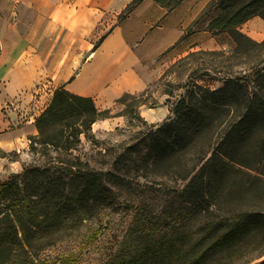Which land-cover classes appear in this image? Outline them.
<instances>
[{"label": "trees", "instance_id": "trees-1", "mask_svg": "<svg viewBox=\"0 0 264 264\" xmlns=\"http://www.w3.org/2000/svg\"><path fill=\"white\" fill-rule=\"evenodd\" d=\"M141 1L130 0L118 18ZM154 1L170 10L181 0ZM213 6L219 13L208 30L226 31L235 43L230 53L208 51L220 57L221 84H199L192 71L170 114L146 134L147 149L136 168L146 181L165 175L183 182L179 192L190 210L166 217L168 222L156 213L143 216L139 206L132 205L130 238L122 242L111 264H248L264 254L246 259L248 244L259 237L264 240V208L242 207L249 188L233 179L240 146L256 130L259 136L251 148L259 149L264 159V39L255 41L238 28L253 16L264 19V0H210L207 7ZM251 50L259 59L249 65L252 59L242 56ZM201 52L190 51L184 57ZM237 66L252 69L240 75ZM166 93L171 95V89ZM132 114L142 119L136 109ZM108 117L110 109H98L91 97L62 86L54 89L35 119L37 134L29 136L30 151L44 161L0 180V264H33L38 244L60 222L82 223L94 219L99 207L115 209L117 190L135 195L153 191L145 181L124 177L134 165L131 154L140 150L128 147L107 170L96 169L76 153L82 137L94 138L92 124ZM6 154L0 148V156ZM202 208L204 215L191 230L188 216Z\"/></svg>", "mask_w": 264, "mask_h": 264}, {"label": "rangeland", "instance_id": "rangeland-1", "mask_svg": "<svg viewBox=\"0 0 264 264\" xmlns=\"http://www.w3.org/2000/svg\"><path fill=\"white\" fill-rule=\"evenodd\" d=\"M218 13L217 6L208 8L206 4L191 26L194 29V41L202 45L192 51L204 52L188 57L183 56L184 58L181 57L175 61H166L163 64L160 77L156 81L144 91L124 93L110 108V117L104 118V124H98L104 119H99L94 125L92 124L94 138L82 137V141L78 145L76 153L81 160L102 170L113 169L116 157L120 153H125L128 147H132L135 151L140 150L131 154L135 160L134 165L129 162L130 160H127L128 163H132L133 168L124 177L130 181H145L148 186L153 188V191L147 194L138 192L135 195L120 189L117 190L115 209L99 207V214L94 219L82 223H75L72 220L68 224L60 222L56 231L48 236L43 243L38 244L40 247L36 250L37 256H35L33 264H111V260L120 250L122 242L130 238L128 231L133 227L135 219L132 205H138L143 216L156 213L160 217L161 215L165 216L164 221L168 222L170 221L166 217L170 218L180 210L185 212L190 210L187 208L188 203L184 201V196L179 192L183 182L165 175L147 178L146 181L139 177L141 168L138 170L136 168L138 164H141V157L147 149L146 134L170 114L171 105L183 93V85L192 71H195L194 80L199 84L210 88L218 87L221 84L222 71L217 65L220 57L210 54L208 51L221 50L230 53L234 49L235 43L226 31L217 32L213 34V37L205 30L204 34L201 32V27L203 24L205 26L209 16ZM32 18L31 12L24 7L15 11L14 7L10 5V0H0V36L3 34L1 29L3 25L12 26L21 35H25L29 30ZM238 28L244 35L255 41L264 39V19L258 15L247 19ZM100 35H102L101 32ZM246 50L247 47H243V51ZM235 54L238 56L240 53ZM242 57L243 59H252L253 62H250L249 65L254 63L255 59H259L256 58L255 52L252 50L243 54ZM261 57H264V53ZM27 58L28 63L33 67L32 75L22 87L18 88L17 93L12 97L14 99L30 97L35 93L39 95L36 92L37 87L42 86L43 82L46 83V80L52 79L46 73L47 55L29 54ZM251 69L249 66L235 68L236 73L240 75H244ZM53 86L51 83L45 87V93H51L50 90L54 91L59 87V85ZM6 88L7 81L0 75V100L11 97ZM167 89H171V95L166 93ZM7 103L9 104L10 101L8 100ZM132 108L138 111L142 119H138L132 114ZM258 136V130L251 133L248 139L241 144L237 154L238 163L236 165L239 168L233 179L244 181L249 188L243 196L242 207L264 208V159H261L259 149L251 148ZM6 152V155L0 156V180L19 173L25 165L39 164L44 161L42 155L30 151L29 142L26 148ZM202 215H204L203 208L201 212H195L188 216V227L191 230H195ZM247 251V260L260 255L264 252V240L259 237L250 242Z\"/></svg>", "mask_w": 264, "mask_h": 264}, {"label": "crops", "instance_id": "crops-1", "mask_svg": "<svg viewBox=\"0 0 264 264\" xmlns=\"http://www.w3.org/2000/svg\"><path fill=\"white\" fill-rule=\"evenodd\" d=\"M209 1L181 0L167 10L154 0H142L119 19L130 0H10L15 11L24 7L33 18L25 35L6 25L3 33L10 28L24 43L20 63L31 70L29 54L47 55L46 73L52 79L36 89L39 95L12 98L31 74L8 91L11 99L0 100V148L28 147L29 136L37 134L35 119L51 100L53 90L45 93L51 83L91 97L98 109H110L124 93L146 89L166 61L202 46L194 41L191 26ZM215 15L201 27L203 34L213 37L208 24Z\"/></svg>", "mask_w": 264, "mask_h": 264}, {"label": "bare ground", "instance_id": "bare-ground-1", "mask_svg": "<svg viewBox=\"0 0 264 264\" xmlns=\"http://www.w3.org/2000/svg\"><path fill=\"white\" fill-rule=\"evenodd\" d=\"M23 48L24 43L18 40L12 29L6 28L0 36V75L7 81L8 91L32 74L31 68L20 63Z\"/></svg>", "mask_w": 264, "mask_h": 264}, {"label": "water", "instance_id": "water-1", "mask_svg": "<svg viewBox=\"0 0 264 264\" xmlns=\"http://www.w3.org/2000/svg\"><path fill=\"white\" fill-rule=\"evenodd\" d=\"M248 264H264V254L251 260Z\"/></svg>", "mask_w": 264, "mask_h": 264}, {"label": "built area", "instance_id": "built-area-1", "mask_svg": "<svg viewBox=\"0 0 264 264\" xmlns=\"http://www.w3.org/2000/svg\"><path fill=\"white\" fill-rule=\"evenodd\" d=\"M40 88H41V86H38V87H37V89H40Z\"/></svg>", "mask_w": 264, "mask_h": 264}]
</instances>
